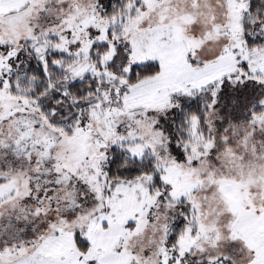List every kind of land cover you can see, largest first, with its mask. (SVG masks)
Instances as JSON below:
<instances>
[{
    "label": "snow or ice",
    "instance_id": "snow-or-ice-1",
    "mask_svg": "<svg viewBox=\"0 0 264 264\" xmlns=\"http://www.w3.org/2000/svg\"><path fill=\"white\" fill-rule=\"evenodd\" d=\"M0 264H264V0H0Z\"/></svg>",
    "mask_w": 264,
    "mask_h": 264
}]
</instances>
